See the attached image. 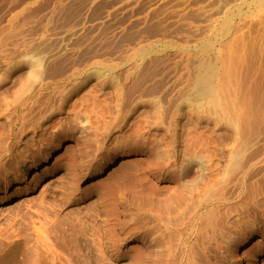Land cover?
I'll return each instance as SVG.
<instances>
[{"label": "bare ground", "instance_id": "6f19581e", "mask_svg": "<svg viewBox=\"0 0 264 264\" xmlns=\"http://www.w3.org/2000/svg\"><path fill=\"white\" fill-rule=\"evenodd\" d=\"M230 1L244 3L246 0ZM89 2L92 5L96 0ZM138 2L132 0L126 8H120V0H114L111 10L119 17ZM204 3L149 0L146 7L143 5L146 13L132 14L128 21L141 28L153 20L150 13L159 12V34L153 39L143 37L133 48L127 47L126 52L133 51L131 55L127 53L130 56L124 57L121 66L119 55L114 60L84 58L78 62V50L61 39L65 44L61 43L43 61L50 68L47 74L35 91L23 95L17 104L22 120L36 107L35 111L38 109L39 116H43L56 103V95L65 88L64 84L67 83V87L82 75L85 67L93 65L117 76L122 105H128L137 94L142 97L160 94L165 103L161 118L167 123L184 99L197 102L217 95L236 129L235 144L227 153V164L219 177L208 173L201 155H163L157 143L147 140H130L99 161L86 154L90 147L88 129L72 120L51 136L53 148L48 150L47 147L39 162L26 163L27 181H17L15 191L36 188L40 173L47 172L49 164L58 163L70 168L86 190L97 194L115 220V228L118 225L119 232L112 235L115 249L118 257L128 264H250L251 254L264 244V234L255 226L233 227L228 222L237 200L246 204L253 193H259L258 189L264 187V151L260 149L261 145L264 148V140L253 137L264 129V0L258 1L261 10L255 22L235 23L239 15H230L225 20L221 41L215 50L212 41L207 40L215 25L213 17L227 12L229 3L221 4L220 0H204ZM111 10L91 21L90 26L96 29L103 26L112 16ZM189 14L199 16L201 25L185 24L184 17ZM168 22L188 28L189 33L174 36L181 44L205 40L201 52L196 56L186 52H175L163 58L156 56L155 45L163 46L168 53L174 47L165 29ZM85 24L84 21L67 32L72 37L80 35ZM113 28L112 37L125 31L122 24ZM21 35L16 38L20 39ZM217 35L215 32L214 37ZM16 40H0V68L21 67L22 62L15 58L33 46L29 39ZM61 54L66 55L64 60L68 67L61 66L63 71L56 75L54 70L62 62ZM172 60L179 64L171 67ZM160 70L173 72L172 77L169 76L171 80L158 82Z\"/></svg>", "mask_w": 264, "mask_h": 264}, {"label": "rangeland", "instance_id": "374dc122", "mask_svg": "<svg viewBox=\"0 0 264 264\" xmlns=\"http://www.w3.org/2000/svg\"><path fill=\"white\" fill-rule=\"evenodd\" d=\"M113 1L96 0L90 5L89 0H0V40L15 41L22 33L23 37L16 41L29 39L33 45L15 58L22 62L21 67L0 68V264H128L118 257L112 236L119 232L118 225L115 228V220L108 214L103 200L86 190L66 165L49 164V170L40 173L36 188L15 191L17 181H27L29 169L26 163L39 162L45 149L53 148L51 136L59 133L69 120L88 129L90 147L86 154L99 161L130 140H147L157 143L163 155H201L210 175L219 177L224 172L227 153L235 144L236 129L215 94L197 102L184 99L176 107L171 122L167 123L161 118L165 103L160 94L148 97L137 94L131 99L133 103L122 105L117 76L93 65L85 67L82 75L67 87V83L64 84L65 88L56 95V103L43 116H39L38 109L35 111L38 107L31 109L27 114L29 118L22 120L18 116L17 104L23 95L38 87L50 69L43 62L46 55L54 52L61 43L78 50V62L84 58L114 60L119 55L121 66L124 57L129 55L127 53L131 55L133 51L126 52L127 47L133 48L143 37L153 39L159 34V12L150 13L153 20L141 28L128 21L132 14L146 13L149 0H137L135 8L125 9L124 15L119 17L111 10ZM131 1L120 0V8H126ZM258 1L220 0L221 4H229L227 12L213 17L215 25L207 40L212 41L214 50L220 44L223 24L230 15H239L235 23L256 21L261 10ZM198 2L205 5L204 0ZM107 10H111L110 18H114H109L99 29L90 26L91 21L101 18ZM184 20L185 24L201 25L200 17L195 14L185 15ZM84 21L86 24L78 33L80 35L72 37L71 29ZM121 24L125 27L124 33L112 37L110 30ZM167 24L164 25L166 33L174 47L168 53L163 46L155 45L156 56L163 58L175 52L196 56L201 52L205 40L181 44L174 36L189 33L188 28ZM24 35H27L26 40ZM60 58L62 64L55 68L56 75L63 71L61 66L68 67L64 60L66 55L61 54ZM173 64L179 63L172 60L171 67ZM159 72L158 82L171 80L169 76L172 77L173 72ZM253 137L264 140V129ZM260 149L264 151L262 145ZM260 188L259 193L256 191L252 198L250 196L248 203L235 202L228 219L230 225L255 226L264 234V187ZM260 252L264 253V244L251 254L250 264H264Z\"/></svg>", "mask_w": 264, "mask_h": 264}]
</instances>
